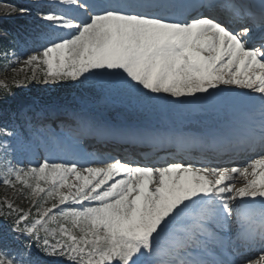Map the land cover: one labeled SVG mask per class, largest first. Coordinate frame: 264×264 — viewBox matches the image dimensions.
Segmentation results:
<instances>
[{"label": "snow or ice", "instance_id": "1", "mask_svg": "<svg viewBox=\"0 0 264 264\" xmlns=\"http://www.w3.org/2000/svg\"><path fill=\"white\" fill-rule=\"evenodd\" d=\"M17 11L37 18L36 46L23 61L7 48L0 55L29 66L26 80L99 83L145 111L228 109L227 123L175 142L210 141L222 154L255 158L231 167L90 161L82 137L104 131L92 115L26 106L14 118L36 128L35 147L45 155L35 166H0V182L30 205L0 200V264H264V0H35L9 8ZM0 88L10 92L2 81ZM21 143L17 125H0V152ZM55 153L71 159L55 162Z\"/></svg>", "mask_w": 264, "mask_h": 264}, {"label": "rangeland", "instance_id": "2", "mask_svg": "<svg viewBox=\"0 0 264 264\" xmlns=\"http://www.w3.org/2000/svg\"><path fill=\"white\" fill-rule=\"evenodd\" d=\"M35 46L36 45H32V48ZM16 54L19 60L23 61L27 58V55H30L32 53L30 49L28 48L27 50L21 49ZM17 56H13L12 60L15 61L17 59ZM22 68H23V71H21ZM31 74H32L31 68L29 66H24L22 63H15V62L11 64L8 63V65L4 67L3 72L0 74V81H2L5 85H7V87L14 86L20 92H23V93L26 92L28 94H31V96H36L37 102L39 104H30L33 107L41 106L42 102L48 98L58 97L57 99H60V100L57 101V99L56 100L51 99L49 103H45V104L55 103L61 108H66V109L83 108L88 113L89 112L91 113L94 111L103 113L107 111V108L104 105L100 104V102L98 101V98L90 96L89 92L91 93V95L94 93L102 94L103 95L102 98L104 99L105 97H109L110 100H114L115 98V96H112L106 93L103 85L99 83L97 84L85 83L83 85H80L75 82L68 81V82H61L60 85L54 84V83L44 84V83L37 82L36 80H26V76H30ZM39 74L41 76L43 75L42 72H40ZM17 81H20V83L17 84ZM64 85H68V86H64ZM161 95H166V94H161ZM181 99H184V98H181ZM45 104H42V105H45ZM187 105L190 106L191 104H186V106ZM205 107L207 108L206 110H209L211 108L208 105H205ZM163 108H166V107H163ZM170 108L172 107L170 106ZM124 109L128 110V112L122 111L120 113V116L122 118V121L128 125H135L139 127L148 126V120L153 119L152 115H155V114H152L151 111L140 110L130 105H127ZM134 109H136V112L133 115L132 113H130V111ZM203 109L205 110V108ZM159 110H160V106H158V111ZM192 110L196 111V109L194 108H192ZM130 118L133 120L127 122L126 119L130 120ZM21 141L22 143L16 146V150L11 151L9 153L17 155L16 153L20 154L21 149L24 148L27 151L26 154L28 153V157H26L21 162V166L16 164V167L35 166L37 161H40L41 158L43 157L44 152H37V151L34 152L32 146L30 145L26 146L24 144L22 137H21ZM83 150H84V153L85 151H88V149L85 147H83ZM2 156H3V153L0 152V162H1ZM17 157L19 158V160L21 159L20 155H18ZM86 160H89V158H86ZM55 162H59V161L55 160ZM42 186H43V183H42ZM62 191H66V189H63ZM5 197L9 198V190L8 189L5 190L4 187H0V200H2ZM29 206H30L29 203H27L25 208L27 209ZM68 206H71V205H68ZM36 251L39 252V250H36ZM39 253H42V252H39Z\"/></svg>", "mask_w": 264, "mask_h": 264}, {"label": "trees", "instance_id": "3", "mask_svg": "<svg viewBox=\"0 0 264 264\" xmlns=\"http://www.w3.org/2000/svg\"><path fill=\"white\" fill-rule=\"evenodd\" d=\"M35 0H0V50L7 48L10 52H17L19 48L34 44L32 37L39 30V23L37 18L27 14H18L19 12H9L11 6L31 7ZM9 63L2 55H0V74L3 72L4 67ZM9 93H5L0 89V125L14 124L17 120L14 114L21 107L34 101V96H27L20 92L14 86H8ZM23 134L28 136V133L23 129ZM6 161L12 162V156H3L0 166ZM0 186L5 190H9V198L21 207H26L27 201L22 196L14 195L13 190L6 188L2 182ZM43 195V194H42ZM37 253V252H36ZM42 260H51L49 257L44 256L43 253H37Z\"/></svg>", "mask_w": 264, "mask_h": 264}, {"label": "bare ground", "instance_id": "4", "mask_svg": "<svg viewBox=\"0 0 264 264\" xmlns=\"http://www.w3.org/2000/svg\"><path fill=\"white\" fill-rule=\"evenodd\" d=\"M97 150H101V149L98 148Z\"/></svg>", "mask_w": 264, "mask_h": 264}]
</instances>
